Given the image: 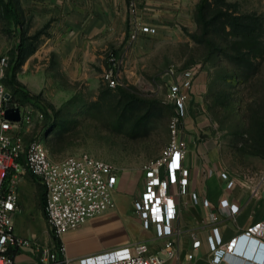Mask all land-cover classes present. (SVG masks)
<instances>
[{
    "label": "rangeland",
    "instance_id": "374dc122",
    "mask_svg": "<svg viewBox=\"0 0 264 264\" xmlns=\"http://www.w3.org/2000/svg\"><path fill=\"white\" fill-rule=\"evenodd\" d=\"M6 1L0 0V54H11L23 37L24 52L9 74L39 95L40 105L27 104L34 117L25 140L41 137L54 159L86 151L111 163L118 175L126 170L142 174V164L158 156L169 140V83L190 69L188 114L199 140L214 142L234 174L254 182L264 176V0H206L213 49L201 38V0H147L151 6L174 7V23L162 27L144 22L138 1L146 0H136L139 20L156 30L132 40L129 16L120 45L102 50L88 74L77 79L65 71L61 57L40 49L64 11L51 9V0H9L17 23ZM154 12L150 9V16ZM110 65L116 69V86L104 78ZM33 188L31 204L21 210L17 224L49 243L54 235L46 230L44 193Z\"/></svg>",
    "mask_w": 264,
    "mask_h": 264
},
{
    "label": "built area",
    "instance_id": "2783aa9c",
    "mask_svg": "<svg viewBox=\"0 0 264 264\" xmlns=\"http://www.w3.org/2000/svg\"><path fill=\"white\" fill-rule=\"evenodd\" d=\"M130 11V38L136 39L141 32L156 30L154 26L142 24L137 16L136 0H128ZM115 64V55L110 54ZM10 54H0V264H16L11 248L31 245L32 241L18 234L14 226V212L19 206L17 180L22 171L28 170L45 189L44 210L55 237L59 238L68 229L75 228L88 218L113 207V190L118 183V172L108 161L83 151L62 159H54L40 137L25 140V128L33 120L29 105L20 107L21 117L13 120L5 116V110L12 105L11 93L5 83L10 66ZM115 66L104 71V78L110 86H116L118 79ZM174 71L173 69H171ZM192 70L185 69L169 83L167 97L173 103L169 122V140L158 156L142 164L143 186L133 199V208L144 228H154L156 235L164 239L158 252L148 253L146 242L135 243L133 247L123 246L78 258L64 256V264H180L179 247L175 234L180 231L178 220L183 210L184 195H190L195 203L200 194L190 188L191 171L186 163L188 144L185 137V118L188 115V81ZM10 93L8 97L6 94ZM43 116V112L39 113ZM220 177L227 188L242 183L251 186L256 193L264 182V176L257 182L250 177L240 176L224 168ZM230 212L239 211V204L230 203ZM215 209L208 210L210 233L207 236L211 251L210 264H231V256H254L258 264H264V218L249 223L240 233L224 241ZM201 245L194 238L192 248ZM252 246L253 252L247 253ZM42 264H58V250L50 245H36ZM59 252L65 247L59 245ZM256 252V254H255ZM194 252L188 253L192 258Z\"/></svg>",
    "mask_w": 264,
    "mask_h": 264
},
{
    "label": "crops",
    "instance_id": "0c3cea01",
    "mask_svg": "<svg viewBox=\"0 0 264 264\" xmlns=\"http://www.w3.org/2000/svg\"><path fill=\"white\" fill-rule=\"evenodd\" d=\"M35 2L42 4L41 0ZM138 3L143 6L139 8V14L144 16V22L159 27L174 23L176 12L172 5L159 7L154 2L151 6L147 0L143 4L139 1ZM50 6L56 12H64L53 26L54 34L45 40L46 43L40 49L46 55L61 57L68 68L65 71L76 79L81 74H88L92 62L103 56L102 50L111 45L119 46L125 38L130 16L128 0H66L64 4H60V0L59 3L58 0H51ZM150 9L155 11L152 16ZM179 9L181 10H175ZM155 15H163L166 20H160V16L152 18ZM178 15L180 18L181 12ZM144 33L141 32L138 38L145 37ZM197 131L195 121L188 114L185 118V137L188 144L186 163L191 171L190 188L200 194V202H193L190 195L182 197L185 203L178 220L180 231L175 234L180 264H210L211 251L207 241L210 233V208L220 214L218 225L224 241L240 233L249 223L264 218V182L256 193H253L251 186L241 182L233 188H227L226 182L220 177V170L228 168L219 158L215 143L199 140ZM133 174L131 170L119 174L116 184L118 190H113V207L88 218L75 228L66 230L59 237L58 243L55 236L49 243H42L20 229L17 224L21 210L31 204L28 193L30 187H40L45 192L39 180L24 169L17 180L19 206L14 212V226L18 234L29 238L32 243L17 248L18 251L14 254L15 263L42 264L35 248L37 244L50 245L58 250V264H64V256L78 258L123 246L133 247L138 242L148 244V253L158 252L164 239L156 235L153 227L144 228L133 208V199L140 193L144 179L143 173L136 176ZM232 202L240 207L235 214L230 212L229 206ZM43 211L47 221L44 204ZM47 224L46 230L54 235L48 221ZM194 238L201 240V245L196 249L192 248ZM58 244L64 245V253L59 252ZM191 251L194 256L188 258ZM229 259L231 264H258L254 256H231Z\"/></svg>",
    "mask_w": 264,
    "mask_h": 264
},
{
    "label": "trees",
    "instance_id": "16d2710c",
    "mask_svg": "<svg viewBox=\"0 0 264 264\" xmlns=\"http://www.w3.org/2000/svg\"><path fill=\"white\" fill-rule=\"evenodd\" d=\"M6 4L8 7H10L11 12L13 13L16 22L18 23V15L13 8L11 2L9 0L6 1ZM198 15L199 19L201 21V26H202V35L201 38L208 44L210 49H213L214 43H213V38L211 37L210 33L211 30L209 29V24L212 20V18L207 17V3L206 0H201L198 5ZM20 43L18 44L17 49L14 51H11L10 54V62H16L17 60L20 59L21 54H23L24 49H25V44L23 42V37L20 38ZM10 63V65H11ZM10 67V66H9ZM10 68L7 70V75L5 78V83L11 93V98L9 99L10 104L12 105H17V106H23L26 104H35V105H40L39 103V95L34 94L30 90L26 89V87L18 80L15 79V77L10 76ZM11 86H10V85ZM172 111H173V105H172ZM39 137V136H38ZM41 138V137H40ZM45 197V192L44 196ZM56 242H59V238L55 237ZM59 245V244H58ZM17 248H10L8 253L11 255H14L17 252Z\"/></svg>",
    "mask_w": 264,
    "mask_h": 264
},
{
    "label": "water",
    "instance_id": "95a60500",
    "mask_svg": "<svg viewBox=\"0 0 264 264\" xmlns=\"http://www.w3.org/2000/svg\"><path fill=\"white\" fill-rule=\"evenodd\" d=\"M6 95L9 97L10 93L8 92ZM5 116L7 118H10L13 120H19L21 117L20 107L19 106H11V107L6 108ZM246 250H247V253L253 252L252 246L248 247ZM255 254H256V252H255Z\"/></svg>",
    "mask_w": 264,
    "mask_h": 264
}]
</instances>
